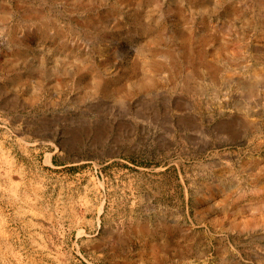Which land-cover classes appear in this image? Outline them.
<instances>
[{"label": "rangeland", "instance_id": "374dc122", "mask_svg": "<svg viewBox=\"0 0 264 264\" xmlns=\"http://www.w3.org/2000/svg\"><path fill=\"white\" fill-rule=\"evenodd\" d=\"M0 264H264V0H0Z\"/></svg>", "mask_w": 264, "mask_h": 264}]
</instances>
